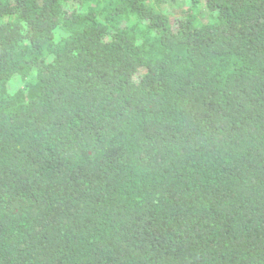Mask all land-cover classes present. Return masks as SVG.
<instances>
[{"label": "trees", "instance_id": "1", "mask_svg": "<svg viewBox=\"0 0 264 264\" xmlns=\"http://www.w3.org/2000/svg\"><path fill=\"white\" fill-rule=\"evenodd\" d=\"M0 264H264V0H0Z\"/></svg>", "mask_w": 264, "mask_h": 264}]
</instances>
